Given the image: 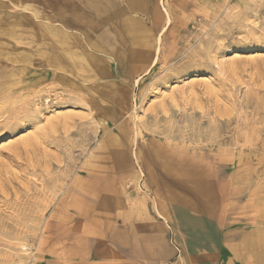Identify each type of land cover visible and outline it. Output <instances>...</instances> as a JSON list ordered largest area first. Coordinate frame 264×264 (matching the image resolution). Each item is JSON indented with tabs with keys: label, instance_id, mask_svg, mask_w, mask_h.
I'll list each match as a JSON object with an SVG mask.
<instances>
[{
	"label": "rangeland",
	"instance_id": "obj_1",
	"mask_svg": "<svg viewBox=\"0 0 264 264\" xmlns=\"http://www.w3.org/2000/svg\"><path fill=\"white\" fill-rule=\"evenodd\" d=\"M153 6L147 68L136 42L67 32L72 0H0V264H87L102 195L178 176L225 226L216 264H264V0Z\"/></svg>",
	"mask_w": 264,
	"mask_h": 264
},
{
	"label": "crops",
	"instance_id": "obj_2",
	"mask_svg": "<svg viewBox=\"0 0 264 264\" xmlns=\"http://www.w3.org/2000/svg\"><path fill=\"white\" fill-rule=\"evenodd\" d=\"M72 2L79 4V11L74 12L77 19L75 21L68 20L65 12L60 24L67 32L79 35L117 34L123 37L122 47L118 48L120 52L135 51L136 48L132 44L136 42L140 51L145 52L137 65L147 68L153 65V44L148 42L149 44L145 45L143 40L145 29L148 28L146 19L152 18L155 10L158 11L153 6V0ZM164 11L167 13L165 8ZM92 19L95 26H89L88 20ZM151 30L150 27V35ZM137 33L139 37L134 36ZM132 56L127 58L124 54L122 59L126 62L122 65L134 66L136 53L134 58ZM130 59L133 62H130ZM52 62L56 66L59 65L57 60ZM120 128L119 130H125ZM129 140L132 145L139 142L134 138ZM138 156L136 154V160ZM178 177L180 178L176 179L174 186L167 184L162 178L160 181L149 180L152 186L151 197L130 195L123 189L111 195H102L96 206L102 222V225H98L101 235L99 230L98 233L88 230L87 264H107L110 259L113 264H205L210 261L216 264L218 259L223 258L224 252L231 253L230 249L226 251L225 226L215 217L197 212L193 206L201 202L207 204L208 198L203 192L198 193L194 181L187 182L188 189L185 190L182 176ZM223 186L225 187L224 182ZM167 224L172 227L174 240L183 252L179 259L175 248L169 243L170 232L167 230ZM101 236L100 240L98 237ZM195 236L202 237V240L197 241ZM105 252H108L109 256L104 257Z\"/></svg>",
	"mask_w": 264,
	"mask_h": 264
},
{
	"label": "bare ground",
	"instance_id": "obj_3",
	"mask_svg": "<svg viewBox=\"0 0 264 264\" xmlns=\"http://www.w3.org/2000/svg\"><path fill=\"white\" fill-rule=\"evenodd\" d=\"M111 4V3H110ZM114 7V6H113ZM121 16V15H120ZM55 31V30H54ZM56 39H58V38H56ZM58 73V72H57ZM2 86V85H1ZM5 90V89H4ZM120 164V163H119Z\"/></svg>",
	"mask_w": 264,
	"mask_h": 264
}]
</instances>
